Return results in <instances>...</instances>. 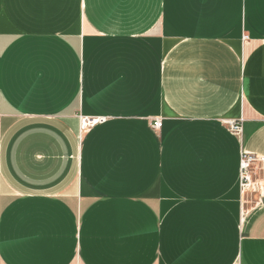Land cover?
<instances>
[{
    "label": "crops",
    "instance_id": "obj_1",
    "mask_svg": "<svg viewBox=\"0 0 264 264\" xmlns=\"http://www.w3.org/2000/svg\"><path fill=\"white\" fill-rule=\"evenodd\" d=\"M243 153L264 0H0V264H264Z\"/></svg>",
    "mask_w": 264,
    "mask_h": 264
},
{
    "label": "built area",
    "instance_id": "obj_2",
    "mask_svg": "<svg viewBox=\"0 0 264 264\" xmlns=\"http://www.w3.org/2000/svg\"><path fill=\"white\" fill-rule=\"evenodd\" d=\"M97 122H100L98 120L96 121H89L84 120L82 128H90ZM162 119L157 118L155 119L153 123V128L155 130H160L162 128ZM227 126L229 127V131L231 134L241 137L243 133V127L240 122H229L227 123ZM256 167H260L262 171H264V157L257 156L249 153H243L241 158V187L242 190L250 189L254 184L255 181L253 180V174Z\"/></svg>",
    "mask_w": 264,
    "mask_h": 264
}]
</instances>
